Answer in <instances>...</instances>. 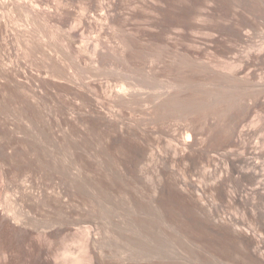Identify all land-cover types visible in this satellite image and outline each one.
<instances>
[{
    "label": "rangeland",
    "instance_id": "1",
    "mask_svg": "<svg viewBox=\"0 0 264 264\" xmlns=\"http://www.w3.org/2000/svg\"><path fill=\"white\" fill-rule=\"evenodd\" d=\"M261 4V0H247L243 6L239 0H0V241L38 240L43 230L53 240V251L66 247L69 240V248L78 251L81 232L89 225L100 230L103 240L105 231L110 232L108 252L125 247L137 255L142 249L141 264H151L149 257L155 252L161 256L155 264H252L229 220L240 218L246 229L255 225L254 220L243 205L219 200L218 131L225 117L221 110L226 104L234 106L233 101H223L228 86L221 78L232 64L236 69L248 50L236 33L250 31L255 49L264 48ZM256 64L254 70L264 79V67ZM123 87L135 92L132 105L120 106L109 99L108 94ZM166 92L192 108L185 113L186 105L175 98V104L182 105L174 107L176 111L180 107L178 114L160 111ZM211 95L223 99V107L214 98L216 107ZM183 137L191 140V149L180 147ZM253 141L263 142L264 130ZM146 149L149 155L135 168L139 152ZM232 175L228 188L235 192L237 175ZM192 183L203 189L201 202L189 187ZM153 185L161 187L156 204L150 194ZM10 212H21L24 224H14ZM119 224L122 231L128 228L125 238ZM132 237L134 243L127 242ZM137 240L143 245L135 244ZM24 256L18 255L16 263L26 262Z\"/></svg>",
    "mask_w": 264,
    "mask_h": 264
},
{
    "label": "bare ground",
    "instance_id": "2",
    "mask_svg": "<svg viewBox=\"0 0 264 264\" xmlns=\"http://www.w3.org/2000/svg\"><path fill=\"white\" fill-rule=\"evenodd\" d=\"M149 1H152V0H149ZM247 0H239L240 2V5H244L246 3ZM253 1V0H252ZM156 2V1H154ZM262 4H264V0H261ZM153 3V2H152ZM255 3V2H254ZM260 3V2H259ZM201 4V3H199ZM261 4V5H262ZM151 5V4H150ZM202 5V4H201ZM256 5V4H255ZM260 6V5H259ZM200 8V7H199ZM201 10V8H200ZM203 11V9H202ZM198 12V11H197ZM207 12V11H206ZM201 16V15H200ZM199 17V16H198ZM208 17V16H207ZM203 18H205L203 16ZM193 19V18H192ZM197 19V17H196ZM206 19V18H205ZM203 20V19H202ZM206 21V20H204ZM193 22V21H192ZM204 23V22H203ZM201 24H202V21H201ZM203 25V24H202ZM196 28V27H195ZM197 29V28H196ZM201 29V28H200ZM195 30V29H194ZM182 31V30H181ZM207 36V35H206ZM236 36H237V40L240 42V43H244V44H247L248 45V50L241 55L240 59H239V65H236V69H234L235 67L233 66H230L227 70H230L229 74H224V76L221 78V81H223V83L227 84L226 86H228V88L226 86H224V88L226 87L228 89L227 93H225L224 95L223 94H219V90H218V94L220 96H225L224 100L225 101L224 103H230L231 101V104L233 103L234 106H233V109L230 108V106L228 104H226V106L228 105L229 106V109L232 111H230L228 108L227 110L225 109L226 106H224V110H221V111H224L226 110V112L224 113L223 112V115H225L224 120L223 122L221 121L220 123H222L221 125H218V126H221L222 129L219 130L218 132H220V137H221V141H220V147H219V150H220V155L221 156V159H220V162L222 164V169H221V177H220V188H218L220 191H219V194H220V201L222 203H228V202H236L237 204H241L243 205V207L245 208L246 210V215H249L251 217V219L254 220V226L251 228H245L243 226V222L241 220H239L238 218H233V219H230L229 220V223H230V226L232 227L231 229H233V233L237 234L238 237L240 238L241 240V243L247 248V253H248V257L250 258L249 260L252 262V264H264V141L263 142H254L253 141V138L255 136H257L260 131L262 132V130H264V115H262L260 113V111L264 110V79H262L261 77H259V75H257L256 71L254 70L255 67H256V63H258L259 65H261L260 67H264V48L263 49H255V46L254 44L252 43V40H251V33L250 31H241L238 33H236ZM253 39V38H252ZM257 46V45H256ZM259 46V45H258ZM257 46V47H258ZM263 46V45H262ZM189 53V51H188ZM193 54V53H191ZM190 55V54H189ZM184 56V55H183ZM187 56V55H186ZM191 56V55H190ZM183 58V57H182ZM186 61V60H185ZM57 63V62H55ZM204 63V62H203ZM206 63H204V66H207L210 68L209 64L205 65ZM211 64V63H210ZM56 65V64H55ZM230 65V64H229ZM235 65V64H234ZM53 66V64H52ZM228 66V65H227ZM55 67V66H54ZM59 67V65H58ZM199 67H202V66H199ZM259 67V66H257ZM51 68V67H50ZM198 68V67H197ZM52 69V68H51ZM205 69V68H203ZM208 69V68H207ZM226 69V68H225ZM58 70V69H57ZM61 71V70H60ZM201 71V70H200ZM207 71L210 72V70L208 69ZM214 71V69H213ZM51 72V71H50ZM55 72V71H54ZM59 72V71H57ZM211 73V72H210ZM228 73V72H227ZM52 74V73H51ZM54 75V74H53ZM52 75V76H53ZM60 76V75H58ZM221 76V75H220ZM51 77V76H49ZM54 77V76H53ZM61 78V77H60ZM53 79V78H52ZM147 79V78H146ZM55 80V79H54ZM57 80V79H56ZM174 80V79H173ZM220 80V79H219ZM59 81V79H58ZM177 81V80H176ZM147 82V81H146ZM173 81L168 82V84H172ZM175 82V81H174ZM180 82V81H179ZM150 84V83H149ZM148 84V85H149ZM167 84V83H166ZM174 84V83H173ZM172 84V85H173ZM182 84V83H181ZM180 84V85H181ZM184 84V83H183ZM161 85V84H160ZM165 85V84H163ZM162 85V86H163ZM171 85V86H172ZM176 85V84H175ZM174 85V86H175ZM166 86H169V85H166ZM85 87V86H84ZM173 87V86H172ZM183 87V86H182ZM230 87H232L231 89H229ZM87 88V87H85ZM104 88V87H103ZM164 88V87H163ZM169 88V87H168ZM179 88V87H178ZM225 88V89H226ZM89 89V87H88ZM122 90L121 91H117L116 93H114L113 95L111 94H108L109 95V99L112 100V102H115L117 104H120L121 105H128L130 104L133 99L135 100L134 96H135V92L133 93H130V91H128L126 88H121ZM162 90V87L159 88ZM165 89V88H164ZM170 89V88H169ZM181 89V88H180ZM90 90V89H89ZM179 90V89H178ZM184 90H186L184 88ZM188 90V89H187ZM230 90V91H229ZM88 91V90H87ZM94 91V90H92ZM159 91V90H158ZM174 91V90H173ZM172 91V92H173ZM181 91V90H180ZM224 91V90H223ZM225 91V92H226ZM111 92V91H110ZM165 92V91H163ZM169 92V91H168ZM192 92V91H190ZM194 92V91H193ZM196 92V91H195ZM201 92V91H200ZM88 93V92H86ZM92 93V92H91ZM171 93V92H170ZM178 93V92H177ZM183 93V92H182ZM209 93V92H208ZM222 93V91H221ZM224 93V92H223ZM231 93H233L231 95ZM83 94V93H82ZM176 94V92H175ZM181 94V93H179ZM198 94V93H197ZM204 94V93H203ZM211 94V93H210ZM209 94V95H210ZM216 96H217V92L215 93ZM105 95V94H104ZM111 95V96H110ZM160 95V94H159ZM182 95V94H181ZM180 95V96H181ZM187 95V94H186ZM194 95V94H193ZM196 95V94H195ZM213 95V94H212ZM211 95V96H212ZM162 96V95H161ZM174 96V93L172 94H167L166 92V96H162L161 97V101H162V98H163V101H162V104L160 103L161 105V108H159V104H158V108L157 109H160L161 110H169L168 112L171 114L172 113H177L178 114V110L180 109V107L182 106L183 101L184 100H178V98H176L177 96L175 95ZM190 96V95H189ZM214 97L212 96L211 98L213 99H209V100H213L214 104H215V100L218 99V97ZM219 96V99H221ZM227 96V97H226ZM86 97V96H85ZM107 97V96H106ZM165 97V98H164ZM187 97V96H186ZM203 97V96H202ZM208 97V96H206ZM205 97V98H206ZM88 98V97H87ZM108 98V97H107ZM138 98V97H137ZM136 98V99H137ZM150 98V97H149ZM175 98L181 102V103H178V105H180L179 109L176 111V109L174 108L175 106H178L176 105L177 104V101L175 100ZM181 99V97H179ZM192 98V97H191ZM195 98V97H194ZM198 98H200L198 96ZM214 98H216L214 100ZM93 99V98H92ZM139 99V98H138ZM145 99V98H143ZM158 99V98H157ZM156 99V100H157ZM186 99H189V98H186ZM196 99V98H195ZM194 100V99H193ZM202 100V99H201ZM222 100L219 101L217 100V103L218 101L220 103V106L224 105L222 103ZM90 101V100H88ZM136 101V100H135ZM140 101V100H139ZM159 101V100H158ZM174 101V102H173ZM175 101H176V104H175ZM190 101V100H189ZM197 101V100H195ZM142 102V101H141ZM140 102V103H141ZM145 102V101H144ZM211 102V101H210ZM211 102V103H213ZM91 103V102H90ZM133 103V102H132ZM131 103V105H132ZM138 103V102H136ZM139 103V104H140ZM146 103V102H145ZM188 103V102H187ZM190 103V102H189ZM192 103V102H191ZM203 103V101H202ZM217 103L215 104L216 107H217ZM93 103H91L92 105ZM175 104V105H174ZM194 104V102H193ZM196 104V103H195ZM198 104V103H197ZM196 104V106H197ZM206 104V103H205ZM213 104V105H214ZM186 104H184L182 107H184ZM188 105V104H187ZM186 105V106H187ZM199 105V104H198ZM204 105V103H203ZM208 105V103H207ZM214 105V106H215ZM185 108H182V109H185L192 106H187ZM194 106V105H193ZM206 106V105H205ZM212 106V105H211ZM218 106V107H220ZM154 107V106H153ZM202 107V106H201ZM204 107V106H203ZM223 107V106H222ZM175 109L176 112H173V110ZM192 108V107H190ZM171 109V110H170ZM173 109V110H172ZM193 109H196L197 108H193ZM221 108L219 109H216V110H220ZM92 110V109H91ZM154 110V109H153ZM189 110V108H188ZM185 113H187V111ZM205 110V109H204ZM207 110V109H206ZM152 112V110H149ZM148 111V112H149ZM157 111V110H156ZM155 111V112H156ZM165 111V112H166ZM181 111V109H180ZM261 111V112H262ZM94 112V111H93ZM97 112V110H96ZM99 112V111H98ZM191 112V110H190ZM198 112H200V110H198ZM212 112V111H211ZM217 112V111H216ZM102 113V112H101ZM162 113V112H161ZM164 113V112H163ZM181 113V112H179ZM197 113V112H196ZM205 113V112H204ZM203 113V114H204ZM208 113V112H206ZM98 114V113H97ZM111 114V113H110ZM150 114V113H148ZM153 114V113H152ZM157 114H158V111H157ZM156 114V116H157ZM168 114V113H167ZM183 114V113H181ZM191 114V113H190ZM189 114V115H190ZM195 114V113H194ZM219 114L220 111H219ZM106 115V114H105ZM151 115V114H150ZM160 115V114H159ZM158 115V116H159ZM169 115V114H168ZM174 115V114H173ZM207 115V114H206ZM254 115V118L251 117ZM99 116V115H98ZM165 116V115H164ZM162 115V117H164ZM171 116V115H170ZM186 116V115H185ZM192 116V115H191ZM222 116V114H221ZM220 116V117H221ZM109 117V116H108ZM111 117V116H110ZM166 117V116H165ZM175 117V116H174ZM181 117V116H180ZM178 117V118H180ZM219 117V118H220ZM102 118V117H101ZM104 118V117H103ZM115 118V117H114ZM117 118V117H116ZM187 118V117H186ZM191 118V117H190ZM193 118V117H192ZM201 118V117H200ZM252 118V119H251ZM105 119V118H104ZM113 119V117H112ZM111 119V121H112ZM161 119V118H160ZM167 119V118H165ZM177 119V118H176ZM194 119V118H193ZM222 119V118H221ZM101 120V119H99ZM120 120V118H119ZM183 120V118H182ZM192 120V119H191ZM200 120V119H199ZM110 121V120H109ZM122 121V120H120ZM172 121V120H171ZM181 121V120H179ZM185 121V120H184ZM183 121V122H184ZM194 121V120H193ZM196 121V120H195ZM104 122V121H103ZM185 122H188L187 119ZM198 122V121H197ZM105 123V122H104ZM107 123V122H106ZM123 124V123H122ZM193 124V123H191ZM201 124V123H199ZM109 125V124H108ZM116 125V123H115ZM185 125V124H184ZM196 125V123H195ZM128 126V125H127ZM193 126L194 125H191L189 126L190 128L192 127L193 129ZM107 127V126H106ZM118 127V126H117ZM125 127V126H124ZM197 127V125H196ZM110 128V126H109ZM115 128V126L113 127ZM112 128V129H113ZM184 128V127H183ZM189 128V129H190ZM198 128V127H197ZM204 128V127H203ZM220 128V127H218ZM122 130V128H120ZM129 129V127H128ZM185 129V128H184ZM188 129V128H187ZM191 129V130H192ZM202 129V128H201ZM262 129V130H261ZM114 130V129H113ZM190 130V131H191ZM123 131V130H122ZM127 131V130H126ZM129 131V130H128ZM189 131V130H188ZM189 131V133H190ZM194 131V130H193ZM203 131V130H202ZM133 132V131H132ZM173 132V131H172ZM171 132V133H172ZM192 132V131H191ZM196 132V130H195ZM55 133V132H54ZM57 133V132H56ZM127 133V132H126ZM170 133V132H169ZM178 133V132H176ZM185 133L187 134L188 138H191V135L192 133L188 134V132L185 131ZM194 133V132H193ZM116 134V133H115ZM200 134V133H199ZM205 134V133H204ZM117 135V134H116ZM178 135V134H177ZM50 136V135H49ZM121 136V135H120ZM170 136V135H169ZM193 136H197L196 134L193 135ZM200 136V135H199ZM204 136V135H203ZM216 136V135H215ZM55 137H58V136H55ZM119 137V136H118ZM132 137V136H131ZM173 137V136H172ZM219 137V136H218ZM52 138V137H51ZM179 138V137H178ZM49 140V138H47ZM116 139V138H115ZM122 139V138H121ZM215 139V138H214ZM220 139V138H219ZM59 140V138H58ZM198 139H196L195 141H197ZM212 140V139H211ZM252 140V141H251ZM178 141V140H177ZM200 141V139H199ZM197 141V143L199 142ZM205 141V139H204ZM214 141V140H213ZM48 142V141H47ZM52 142V141H51ZM57 142V141H55ZM59 142V141H58ZM176 142V141H175ZM201 142V141H200ZM209 142V141H208ZM179 143H180V147L181 145L185 148L189 147L190 148V143H191V140L190 139H187V138H184L183 139L181 138L179 140ZM177 143V144H179ZM261 143V145H260ZM50 144V143H49ZM53 144V143H52ZM202 144V143H201ZM197 145V144H196ZM137 146V145H136ZM169 146V145H168ZM175 146V145H174ZM213 146V145H212ZM176 147V146H175ZM174 147V148H175ZM205 147V146H204ZM178 148V147H176ZM175 148V149H176ZM213 148V147H211ZM137 149V147H136ZM174 149V150H175ZM191 149V148H190ZM193 149V148H192ZM214 149V148H213ZM186 150V149H185ZM194 150V149H193ZM201 150V149H200ZM215 150V149H214ZM150 151V150H149ZM195 151V150H194ZM203 151V150H202ZM137 152V151H136ZM152 152V151H151ZM175 152V151H174ZM186 152V151H185ZM189 152V151H188ZM191 152V151H190ZM208 152V151H207ZM176 153V152H175ZM174 153V154H175ZM184 153V152H183ZM219 153V152H218ZM137 154V153H136ZM151 154V153H150ZM153 154V153H152ZM180 154V152H179ZM185 154V153H184ZM188 154V153H187ZM210 155V153H208ZM149 155L148 153V150H142L141 152H139V159L137 160L136 159V162L134 163V167L137 168L140 164V162L142 161L141 159H144L145 157H147ZM181 155V154H180ZM190 155V154H189ZM213 155V154H212ZM214 156V155H213ZM150 157V156H149ZM148 157V158H149ZM173 157V156H172ZM185 157V156H184ZM175 158V157H174ZM186 158V157H185ZM188 158V157H187ZM210 158V157H209ZM216 158V156H215ZM217 159V158H216ZM176 160V159H175ZM167 161V160H166ZM212 161V160H210ZM215 161V160H214ZM133 163V162H131ZM143 163V162H142ZM145 163V162H144ZM175 164V163H174ZM128 166V165H127ZM144 167V165H142ZM132 168V167H131ZM141 168V167H139ZM128 170V169H127ZM131 170V169H130ZM143 173V172H141ZM172 173V172H171ZM230 173H232L233 175L236 174L237 177H236V181H235V192L229 190L228 188V183L230 182L229 181V175ZM169 174V173H168ZM141 175V174H140ZM232 175V177H233ZM143 176V175H142ZM229 177V178H228ZM235 177V176H234ZM144 178V177H143ZM232 179V178H231ZM75 179H73L74 181ZM114 180V179H112ZM117 180V179H116ZM142 180V179H141ZM141 180H138V181H141ZM235 180V179H234ZM76 181V180H75ZM98 180H96L95 182H97ZM115 181V180H114ZM145 181V180H144ZM71 182V181H69ZM80 182V181H79ZM112 182V181H111ZM143 182V181H142ZM51 183V182H50ZM66 183V182H65ZM63 183V184H65ZM72 183V182H71ZM70 183V184H71ZM78 183V182H77ZM100 184V182H98ZM96 183V184H98ZM118 183V181H117ZM151 183V182H150ZM149 183V184H150ZM182 183V182H181ZM58 184V183H57ZM68 184V186L70 185ZM94 184V183H93ZM95 184V185H96ZM114 184H116L114 182ZM143 184V183H142ZM25 185V184H24ZM23 185V186H24ZM72 185V184H71ZM70 185V186H71ZM76 185V184H74ZM113 185V184H112ZM186 185V184H185ZM21 186V187H23ZM58 186V185H57ZM60 186V185H59ZM116 186V185H115ZM119 186V185H118ZM143 186V185H142ZM52 187V186H51ZM188 187V186H187ZM189 187L191 188V190L194 192V194H196L195 196L197 197L196 200L197 201H200L203 200L202 199V195H200V193H202L203 189H201L199 186H196L195 184H191L189 185ZM61 188V187H60ZM65 188V186H64ZM74 188V187H73ZM76 188V187H75ZM153 192L150 194H153L152 197V201L155 202L156 200V196L158 194V190H160L159 187H156L155 185H153ZM185 188V187H184ZM183 188V189H184ZM23 188H21L22 190ZM54 189V188H53ZM63 189V188H62ZM149 190V189H148ZM186 190V189H185ZM24 191V190H23ZM28 191V190H27ZM45 191V190H44ZM56 191V189H55ZM67 191V190H66ZM138 191V190H137ZM50 192V191H49ZM59 192V191H58ZM63 192V191H62ZM218 192V191H217ZM26 193V192H25ZM61 193V192H60ZM27 194V193H26ZM29 194V193H28ZM27 194V195H28ZM45 194V193H44ZM58 194V193H57ZM139 194V193H138ZM56 195V194H55ZM61 195V194H60ZM59 195V196H60ZM68 195V193H67ZM66 195V196H67ZM40 196V195H39ZM46 196V195H45ZM58 196V197H59ZM31 197V196H30ZM117 197V195H116ZM118 197H121V196H118ZM141 197V196H140ZM33 198V197H32ZM109 198V197H107ZM136 197H134L135 199ZM37 199V198H36ZM44 199V198H43ZM48 199V198H47ZM53 199V198H52ZM103 199V198H102ZM110 199V198H109ZM113 199V198H111ZM143 199V198H142ZM158 199V198H157ZM215 199V198H214ZM32 200V199H31ZM45 200V199H44ZM57 200V199H55ZM100 200V199H99ZM144 200V199H143ZM151 200V199H150ZM53 201V200H52ZM58 201V200H57ZM66 201V200H65ZM70 201V200H69ZM104 201V200H103ZM127 201V200H126ZM215 201V200H214ZM33 202V200H32ZM43 202V201H42ZM55 202V201H54ZM62 202V201H61ZM110 202V200H109ZM157 202V201H156ZM155 202V204H156ZM204 202V201H203ZM50 203V202H49ZM58 203V202H57ZM104 203V202H103ZM125 203V202H124ZM134 203V202H133ZM137 203V202H136ZM140 203V202H139ZM153 203V202H152ZM196 203V202H195ZM38 204V203H37ZM46 204V203H45ZM52 204V203H51ZM106 204V203H105ZM104 204V205H105ZM126 204V203H125ZM138 204V203H137ZM154 204V203H153ZM40 205V203H39ZM62 205V204H60ZM65 205V204H64ZM67 205V204H66ZM73 205V204H72ZM121 205V204H119ZM134 205V204H133ZM197 205V204H196ZM200 205V204H199ZM205 204L202 205V207L204 206ZM36 205H34L35 207ZM109 206V205H107ZM123 206V205H122ZM126 206V205H125ZM154 206V205H153ZM65 207V206H64ZM64 207H60L61 209H63ZM69 207V206H68ZM74 206H72L73 208ZM103 207V206H102ZM106 207V206H105ZM124 207V206H123ZM131 207V205H130ZM135 208V206H132ZM140 207V206H139ZM137 207V208H139ZM151 207V206H149ZM201 207V205H200ZM71 208V206H70ZM117 208V206H116ZM129 208V206H128ZM204 208V207H203ZM68 209V208H67ZM115 209V208H114ZM132 210H134L133 208H130ZM155 209V208H154ZM201 209V208H200ZM205 209V208H204ZM207 209V208H206ZM37 210V209H35ZM72 211V209H70ZM74 210V208H73ZM110 210V208H109ZM112 210V209H111ZM120 210V209H119ZM14 211V210H13ZM78 211V210H77ZM85 211V210H83ZM114 211V210H113ZM112 211V212H113ZM121 211V210H120ZM123 211V210H122ZM15 212V211H14ZM69 212V211H68ZM116 212V211H115ZM124 212V211H123ZM125 212H126V209H125ZM135 212V211H134ZM138 212V211H137ZM157 212V211H156ZM161 212V211H160ZM167 212V211H166ZM170 212V211H169ZM203 212V211H202ZM207 212V210H206ZM11 213V212H10ZM16 213V212H15ZM15 213H11L9 214L11 216V219L12 221H14V224L16 225H22L24 224L23 222V217L21 218L22 215H19V213L15 214ZM70 213V212H69ZM85 213V212H84ZM153 213V212H152ZM173 213V212H172ZM34 214V213H33ZM38 214V213H37ZM73 214V213H72ZM122 214V213H121ZM130 214V213H129ZM132 214V213H131ZM140 214V213H139ZM151 214V212H150ZM154 214V213H153ZM152 214V215H153ZM171 214V213H170ZM1 215V214H0ZM7 215L10 219V216ZM69 215V214H68ZM76 215V214H75ZM81 216V214H79ZM134 215V214H133ZM136 215V214H135ZM141 215V214H140ZM139 215V217H140ZM144 215V214H143ZM158 215V214H157ZM173 215V214H172ZM6 216V217H7ZM24 216V215H23ZM114 216V215H113ZM126 216V214H125ZM131 216V215H130ZM165 216V215H164ZM170 216V215H169ZM74 217V215H73ZM120 217V215L118 216ZM134 217V216H133ZM132 217V218H133ZM146 217V216H145ZM151 217V216H150ZM26 218V217H25ZM40 218V217H39ZM76 218V217H75ZM74 218V219H75ZM79 218V217H78ZM115 218V217H114ZM124 218V215L123 217ZM164 218V217H163ZM172 219V217H169ZM174 218V217H173ZM206 218V217H205ZM29 219V218H27ZM32 219V218H31ZM35 219V218H34ZM70 219V218H69ZM82 219L84 220V218L82 217ZM81 219V220H82ZM113 219V218H112ZM121 219V218H120ZM138 219V218H137ZM151 219V218H150ZM165 219V218H164ZM209 219V218H208ZM244 219V218H242ZM71 220V219H70ZM80 220V219H79ZM148 220V219H147ZM222 220V219H221ZM8 221V220H7ZM37 221V220H36ZM40 221V220H39ZM69 221V220H68ZM85 221V220H84ZM107 221V220H106ZM109 221V220H108ZM120 221V220H119ZM122 221V219H121ZM120 221V222H121ZM128 221V220H127ZM133 221H136L133 220ZM141 221V220H139ZM145 221V220H144ZM143 221V222H144ZM153 221V220H152ZM167 221V219H166ZM170 221V220H169ZM168 221V222H169ZM173 221V220H172ZM220 221V220H219ZM244 221V220H243ZM9 222V221H8ZM71 222V221H70ZM118 222V220H117ZM123 222V221H122ZM130 222V221H129ZM142 222V221H141ZM140 222V223H141ZM154 222V221H153ZM157 222V221H156ZM164 222V221H163ZM208 222V221H207ZM211 222V220L209 221ZM228 222V221H227ZM245 222V221H244ZM4 223V222H3ZM30 223V222H29ZM32 223V222H31ZM30 223V224H31ZM60 223V222H59ZM86 223V222H85ZM89 223V222H88ZM109 223V222H108ZM114 223V222H113ZM126 223V222H125ZM124 222L122 223V225H126ZM8 224V223H7ZM12 224V222H11ZM38 224V223H37ZM54 224V223H53ZM106 223H104L105 225ZM130 224V223H129ZM148 224V223H147ZM173 224V223H172ZM218 224V223H217ZM245 224V223H244ZM4 225V224H2ZM29 225V224H28ZM33 225V224H32ZM63 225H65L63 223ZM81 225V224H80ZM79 225V226H80ZM108 225V224H107ZM114 225V224H113ZM121 224H119L118 226L120 227ZM121 225V226H122ZM142 225V224H141ZM144 225V224H143ZM165 225V224H164ZM7 226V225H6ZM56 226H59V225H56ZM69 226V225H68ZM75 226V225H74ZM89 226V225H88ZM85 229H83V233L81 232V235L82 237H80V240H82L81 244L79 243L80 241H78V239H75V241L77 240L78 243L81 245V248L77 251L75 250H72V248L70 247L69 248V245H67V243L70 241H66L67 243L64 244L66 247H63V245H61L62 249L58 250V251H53L52 250V241H50V239H48L47 237V232H42L43 230H41L39 233V236H38V240H34V241H27V242H23V243H15V242H5V241H0V264H17L16 261H18V255L21 256V255H25L24 258L26 260L23 261L22 263L18 262V264H31L30 263V260L32 261V264H141L142 263V257H140L141 255L139 254V252L142 251H139L138 254L140 255H135V250H134V253H132L133 251H130L128 249H124L125 251H122L123 249H121L120 252H115L113 254V252H108V250H106V248L109 246V242H111L109 240V233L108 231H105L104 235L106 236L107 239H101V236H100V230L97 229V227L95 228V230H93L94 228H92L91 226L88 227ZM117 226V225H115ZM117 226V227H118ZM128 226V225H127ZM127 226L125 228H127ZM131 226V225H130ZM136 226V225H135ZM134 226V227H135ZM167 226V225H165ZM169 226V225H168ZM175 226V225H174ZM219 226V225H218ZM222 226V225H221ZM248 226V225H247ZM5 227V225H4ZM10 227V226H9ZM41 227V226H39ZM45 227V226H44ZM65 227V226H64ZM67 227V226H66ZM85 227V226H84ZM110 227V226H109ZM139 227V226H138ZM137 227V228H138ZM143 227V226H142ZM149 227V226H148ZM155 227V226H154ZM171 227V226H170ZM223 227V226H222ZM229 227V226H228ZM3 228V227H2ZM6 228V227H5ZM11 228V227H10ZM42 228V227H41ZM47 228V226H46ZM82 228V227H81ZM103 228V227H102ZM101 228V229H102ZM108 228V227H107ZM133 228V227H132ZM55 229V228H54ZM68 229V228H67ZM105 229V228H104ZM103 229V231H104ZM119 229V228H118ZM117 229V230H118ZM123 229V228H122ZM121 227H120V230H119V233H121V235H123L122 237H124V234L125 232L123 231H128V228L127 230H123L122 231ZM134 229V228H133ZM145 229V227H144ZM172 229V228H171ZM228 229V228H227ZM230 229V230H231ZM9 230V229H8ZM45 230V229H44ZM70 230V229H69ZM72 230V229H71ZM79 230V228H78ZM116 230V229H115ZM116 230V231H117ZM146 230V229H145ZM39 231V230H38ZM47 231V230H46ZM56 231V230H55ZM62 231V230H61ZM82 231V230H81ZM111 231V229H110ZM27 232V231H26ZM63 232V231H62ZM65 232V231H64ZM138 232V231H137ZM146 232V231H145ZM150 232V231H148ZM34 233V232H33ZM67 233V232H66ZM76 233V232H75ZM79 233V232H78ZM112 233V232H111ZM118 233V234H119ZM123 233V234H122ZM127 233V232H126ZM153 233V232H152ZM160 233V232H159ZM231 233V232H230ZM73 234V233H72ZM102 234V233H101ZM114 234V233H113ZM147 234V233H145ZM165 234V233H164ZM2 235V234H1ZM65 235V234H64ZM68 235V234H67ZM71 235V234H70ZM76 235V234H75ZM79 235V234H78ZM126 235V234H125ZM128 235V234H127ZM133 235V234H132ZM138 235V234H136ZM140 235V234H139ZM152 235V234H151ZM154 235V234H153ZM156 235V234H155ZM167 235V234H166ZM172 235V233H171ZM26 236V235H25ZM112 236V235H110ZM118 236V235H117ZM130 236L129 235V238L128 239H125V240H129L130 239ZM141 236V235H140ZM138 236V240H139V237ZM146 236V235H145ZM144 236V237H145ZM149 236V235H147ZM170 236V234H169ZM75 237V236H74ZM103 237V236H102ZM120 237V236H119ZM128 237V236H127ZM143 237V236H141ZM160 237V236H159ZM173 237V236H172ZM73 238V237H72ZM133 238V237H132ZM137 238V237H136ZM150 238H152V236H150ZM1 239V238H0ZM64 239V238H63ZM73 239V240H74ZM121 239V238H120ZM159 238H157L158 240ZM170 239V238H169ZM173 239V238H171ZM30 240V239H29ZM133 240V243H134V238L131 239L130 241H127V242H131ZM136 240V239H135ZM135 241V244L136 242L141 244L140 242ZM154 240V238H153ZM168 240V239H167ZM24 241V240H23ZM62 241V240H61ZM65 241V240H64ZM63 241V243H64ZM122 241V239H121ZM140 241H141V238H140ZM73 242V241H71ZM124 242V241H123ZM11 243V244H10ZM62 243V244H63ZM75 243V242H74ZM77 243V244H78ZM126 243V242H125ZM131 243V244H133ZM161 243V242H160ZM71 244V243H69ZM130 244V243H129ZM163 244V243H162ZM241 244V245H242ZM127 245V244H126ZM125 245V246H126ZM143 245V244H141ZM146 245V244H144ZM148 245V244H147ZM150 245V243H149ZM161 245V244H160ZM172 245V243H171ZM170 245V246H171ZM74 246V244H73ZM76 246V245H75ZM121 246V245H120ZM129 247V245H127ZM134 246V245H133ZM132 246V247H133ZM140 246V245H139ZM138 246V247H139ZM152 247V245H150ZM163 246V245H162ZM169 246V247H170ZM77 247V246H76ZM113 247V246H112ZM118 247V246H117ZM136 247V246H135ZM165 247V246H164ZM167 247V246H166ZM172 247V246H171ZM244 247V250L246 251V248ZM75 248V247H74ZM109 248V247H108ZM122 248V246H121ZM134 248V247H133ZM143 248V247H142ZM153 248V247H152ZM157 248V247H156ZM77 249V248H75ZM114 248H112L113 250ZM138 249V248H136ZM154 249V248H153ZM170 249V248H169ZM146 250V249H145ZM151 250V249H150ZM156 250V249H155ZM167 250V249H166ZM173 250V249H172ZM54 253H53V252ZM114 251V250H113ZM137 251V250H136ZM148 251V250H147ZM153 251V250H152ZM163 251V250H162ZM165 251V250H164ZM146 252V251H145ZM154 252V251H153ZM166 252V251H165ZM168 252V251H167ZM151 253V252H150ZM156 253V252H155ZM154 253V254H155ZM162 253V252H161ZM160 253V254H161ZM169 253V252H168ZM145 254V253H144ZM148 254V253H147ZM153 254V253H152ZM151 255L152 257H149L147 258V260L149 259V262L151 261L152 263L151 264H155L156 259L158 258V256L156 257V255ZM157 254V253H156ZM167 254V253H166ZM146 255V254H145ZM158 255V254H157ZM164 255V254H163ZM150 256V255H149ZM165 256V255H164ZM172 256V255H171ZM170 256V257H171ZM161 257V256H160ZM159 257V258H160ZM175 257V256H174ZM22 258V257H20ZM145 258V257H143ZM158 258V259H159ZM166 258V257H165ZM169 258V257H167ZM173 258V257H171ZM146 259V258H145ZM161 259V258H160ZM146 260V261H147ZM161 261V260H160ZM145 262V260L143 261ZM171 262V261H170ZM148 263V262H147ZM169 264V262H167ZM166 263V264H167ZM146 264V263H145ZM157 264V263H156ZM170 264H173L170 263Z\"/></svg>",
    "mask_w": 264,
    "mask_h": 264
}]
</instances>
